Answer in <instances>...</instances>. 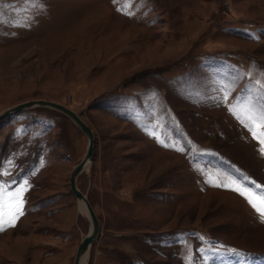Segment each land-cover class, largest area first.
I'll return each instance as SVG.
<instances>
[{
  "label": "rangeland",
  "instance_id": "374dc122",
  "mask_svg": "<svg viewBox=\"0 0 264 264\" xmlns=\"http://www.w3.org/2000/svg\"><path fill=\"white\" fill-rule=\"evenodd\" d=\"M33 99L95 133L82 264H264V0H0V114ZM87 148L55 108L0 121V264H74Z\"/></svg>",
  "mask_w": 264,
  "mask_h": 264
},
{
  "label": "water",
  "instance_id": "95a60500",
  "mask_svg": "<svg viewBox=\"0 0 264 264\" xmlns=\"http://www.w3.org/2000/svg\"><path fill=\"white\" fill-rule=\"evenodd\" d=\"M34 106H48L51 108H55L57 110H60L70 116L77 124L78 126L83 130V132L88 137V148L87 152L84 156V158L76 165L72 172L71 176V187L73 192L76 194L79 200H83L85 202V206L87 208V213L90 216L92 226L89 231V233L82 239L78 251L75 256L74 264H81L84 255L88 252L91 244L93 243L94 239L97 238L100 232V222L99 218L97 216V213L95 211V208L91 204V201L89 200L88 196L79 188L77 179L79 174L89 165L95 154V133L92 129V127L82 118L81 114L73 110L72 108L52 100L47 99H33L29 101H25L22 103H19L15 106H12L2 112L0 114V121L5 118L7 115L21 110L25 107H34Z\"/></svg>",
  "mask_w": 264,
  "mask_h": 264
},
{
  "label": "snow or ice",
  "instance_id": "6c2138e0",
  "mask_svg": "<svg viewBox=\"0 0 264 264\" xmlns=\"http://www.w3.org/2000/svg\"><path fill=\"white\" fill-rule=\"evenodd\" d=\"M253 134H254V136H256L255 132ZM262 142H264V141H262ZM262 151H264V149H262ZM261 203L264 204V200H262ZM253 206L256 207L255 204ZM257 211L262 214L261 219H264V207H257ZM18 214H22V210H18ZM2 220H3V218L0 217V222H2Z\"/></svg>",
  "mask_w": 264,
  "mask_h": 264
},
{
  "label": "bare ground",
  "instance_id": "6f19581e",
  "mask_svg": "<svg viewBox=\"0 0 264 264\" xmlns=\"http://www.w3.org/2000/svg\"><path fill=\"white\" fill-rule=\"evenodd\" d=\"M87 166H88V165H87ZM80 207H81L83 210L87 211V208H86V206H85V202H84L83 200H80ZM87 255H88V253H86V254L84 255L82 262H85V260H86V258H87ZM81 264H82V263H81Z\"/></svg>",
  "mask_w": 264,
  "mask_h": 264
}]
</instances>
